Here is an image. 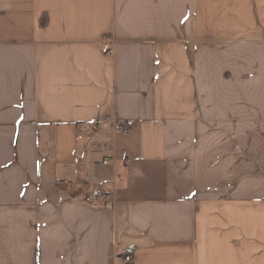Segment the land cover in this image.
I'll return each mask as SVG.
<instances>
[{"label": "crops", "instance_id": "obj_1", "mask_svg": "<svg viewBox=\"0 0 264 264\" xmlns=\"http://www.w3.org/2000/svg\"><path fill=\"white\" fill-rule=\"evenodd\" d=\"M126 253L264 264V0H0V264Z\"/></svg>", "mask_w": 264, "mask_h": 264}, {"label": "built area", "instance_id": "obj_2", "mask_svg": "<svg viewBox=\"0 0 264 264\" xmlns=\"http://www.w3.org/2000/svg\"><path fill=\"white\" fill-rule=\"evenodd\" d=\"M113 52V50H111ZM103 125L105 127L112 128L113 132H128L129 131V125L124 122L114 121L112 119H106L103 122ZM88 128V127H87ZM96 146L98 148L102 149L105 148L109 142L107 140L100 139L97 141ZM105 164H109L110 160L106 159L104 160ZM83 201L87 204L93 205V206H113L114 199L110 192H107L105 190L101 189H92L88 193L85 194L83 197ZM133 256L130 253H126L121 260L118 261L117 264H132L133 263Z\"/></svg>", "mask_w": 264, "mask_h": 264}, {"label": "rangeland", "instance_id": "obj_3", "mask_svg": "<svg viewBox=\"0 0 264 264\" xmlns=\"http://www.w3.org/2000/svg\"><path fill=\"white\" fill-rule=\"evenodd\" d=\"M91 128H92L91 130L88 129L90 132H89L88 135L86 136V140H87V142H88V141H91L92 138H93V136H94V134H93L92 132L94 131L93 129H94L95 127L92 126ZM97 137L99 138L98 135H97ZM100 138H101V137H100ZM91 150H92V149H91Z\"/></svg>", "mask_w": 264, "mask_h": 264}]
</instances>
